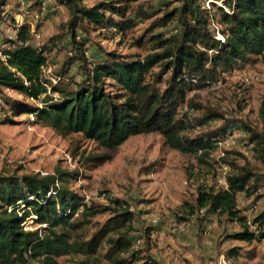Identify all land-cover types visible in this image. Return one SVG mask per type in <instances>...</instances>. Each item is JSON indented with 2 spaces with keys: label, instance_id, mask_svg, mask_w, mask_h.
<instances>
[{
  "label": "trees",
  "instance_id": "1",
  "mask_svg": "<svg viewBox=\"0 0 264 264\" xmlns=\"http://www.w3.org/2000/svg\"><path fill=\"white\" fill-rule=\"evenodd\" d=\"M8 1L0 0V16ZM137 1L58 0L68 12L64 26L71 52L54 82L44 73L47 53L64 35L34 46L30 25L17 23L16 37L6 39V46L0 48V93L4 89L15 91L36 104L5 97L12 116L31 114L32 123L48 126L60 136L81 134L105 150L115 149L131 136L158 133L163 145L193 156L198 166H211L209 159L217 143L239 123L264 162V131L214 110L194 119L179 111L190 91L216 84L226 72L241 65L264 60V0H175L177 6L155 18L146 32L175 19L177 34L163 37L150 33L146 38L145 32L134 40L139 46L153 43L154 51L128 58L97 45L102 55L89 60L87 40L80 38L78 29L97 31L106 39L123 38L137 25L138 17L148 16L143 11H130ZM75 63L78 78L69 72ZM259 113L264 123V97ZM218 119L221 123L214 128L190 133L196 126ZM4 121L13 123L7 116ZM83 158L96 167L111 156L92 153ZM220 161L232 168L225 176V186L199 185L193 203L183 202L187 208L184 213L203 210L206 215L225 214L241 225L230 238L263 240L264 210L252 221L259 228L256 234L237 206L239 193L261 197L260 176L248 166L236 167L226 157ZM80 176L78 170L58 166L45 174H0V264H60V257L91 256L102 247V257L110 264L144 259L158 264L146 249H134V214L128 203L111 198L109 192L103 194L108 204L86 200L69 186V180ZM106 212L110 216L90 235L81 233L94 216ZM27 220L33 228L26 226ZM141 251L146 256H140ZM82 264H89V260Z\"/></svg>",
  "mask_w": 264,
  "mask_h": 264
},
{
  "label": "rangeland",
  "instance_id": "2",
  "mask_svg": "<svg viewBox=\"0 0 264 264\" xmlns=\"http://www.w3.org/2000/svg\"><path fill=\"white\" fill-rule=\"evenodd\" d=\"M91 3L87 1V4ZM177 4L175 0H139L132 4L131 12L143 11L148 16L138 17L137 25L123 38L106 39L97 31L85 32L79 28L78 35L87 40L86 56L89 60L99 58L102 54L97 45L128 58H141L154 51L153 43L139 46L134 40L149 29L155 18ZM67 19L68 12L58 0H9L0 16V48L6 46V39L16 37V24L20 22L30 25V43L34 46L45 44L52 36L64 35L47 53L48 66L44 68V73L54 82L62 62L71 52L64 26ZM178 30V23L173 19L164 27L150 29L146 38L150 33L170 37ZM69 72L78 78V63ZM216 85L215 89L211 85L190 91L186 102L179 107L180 113L188 112L194 119L208 110H214L264 131L259 113L264 97V60L257 59L226 72ZM5 97L36 104L15 91L4 89L0 93V174H45L52 173L57 166L64 170H78L81 176L77 180H69V186L84 195L86 200L108 204L109 199L103 196L106 192L111 198L125 200L134 214V230L131 232L134 249H146V253L158 264H167L161 258L165 248L160 246H164L165 239L176 236L170 230L174 233L180 231L174 229L179 225L183 229L177 234L180 240L186 238L198 245L195 243V248H190L193 247L190 243L186 247V242L178 245L186 249L173 251V256H178L176 264H219L222 256L229 264H264V239L248 242L229 237L241 229L237 220L225 214L206 215L203 210H197L193 215L184 213L187 208L183 202L193 203L199 185H211L215 189L225 186V176L232 170L230 165L220 161L221 157H226L236 167L248 166L260 176L259 199L248 198L244 193H239L237 197L241 215L246 216L250 230L258 234L259 228L252 221L264 210V162L259 158L256 144H250L248 133L239 123L217 143L209 159L211 166H198L193 156L163 145L162 136L158 133L131 136L113 150H105L78 133L60 136L48 126L32 123L29 114L12 116ZM6 116L13 123L4 121ZM220 123L219 119L210 120L207 124L196 126L190 133L211 129ZM92 153H106L111 158L91 167L83 157ZM109 216L107 212L94 216L81 233L90 235ZM158 225L165 229L158 228ZM26 226L34 227L31 220H27ZM104 251L102 247L91 256L72 254L58 260L60 264H82L86 259L89 264H110L102 257ZM140 256L146 255L141 251ZM148 262L149 259H144L132 264H151Z\"/></svg>",
  "mask_w": 264,
  "mask_h": 264
},
{
  "label": "crops",
  "instance_id": "3",
  "mask_svg": "<svg viewBox=\"0 0 264 264\" xmlns=\"http://www.w3.org/2000/svg\"><path fill=\"white\" fill-rule=\"evenodd\" d=\"M158 228H160V229H165V227H163V226H161V225H158L157 226ZM179 230L180 231H182L183 229L181 228V226L179 225ZM180 231H178V232H180ZM166 232V231H165ZM170 232L171 233H173V234H175L176 236L174 237V236H171L168 240H164V242H163V244H164V246L162 245V246H160V247H163V248H165L164 249V254L161 256V258H162V260L163 261H165L167 264H176V262H177V257H174L173 256V251H175V250H185L186 248H185V246H181V248H179L178 247V245H181L182 243H185L186 242V244H184V245H186V247L189 245V243L190 244H193V247H190V248H195V243L196 242H194V241H190V240H188V239H186V238H184L182 241L180 240V238H179V236L177 235L178 234V232H176V233H174L173 231H171L170 230ZM179 235H180V233H179ZM183 235V234H182ZM181 235V236H182ZM198 244L196 243V246H197ZM166 246V247H165ZM168 249V250H167ZM178 250V251H179ZM179 253V252H178ZM177 253V254H178ZM176 254V255H177ZM179 255V254H178ZM199 257L197 256V259H198Z\"/></svg>",
  "mask_w": 264,
  "mask_h": 264
},
{
  "label": "built area",
  "instance_id": "4",
  "mask_svg": "<svg viewBox=\"0 0 264 264\" xmlns=\"http://www.w3.org/2000/svg\"><path fill=\"white\" fill-rule=\"evenodd\" d=\"M41 1V0H40ZM218 3V2H217ZM206 6L207 7H209V2H206ZM41 8H43V2H42V6H41ZM35 17H38V14H35ZM218 86L216 85V84H214V85H212V89H215V88H217ZM29 117L31 118V120H34V116L33 115H29ZM174 229H179V227H176V228H174ZM219 264H229L226 260H225V258L222 256L221 257V259H220V262H219Z\"/></svg>",
  "mask_w": 264,
  "mask_h": 264
}]
</instances>
